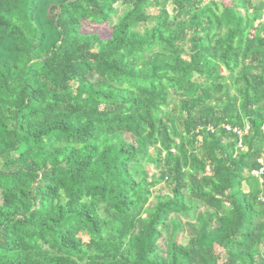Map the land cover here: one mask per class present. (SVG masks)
Here are the masks:
<instances>
[{
  "label": "trees",
  "instance_id": "1",
  "mask_svg": "<svg viewBox=\"0 0 264 264\" xmlns=\"http://www.w3.org/2000/svg\"><path fill=\"white\" fill-rule=\"evenodd\" d=\"M263 127L264 0H0V264H264Z\"/></svg>",
  "mask_w": 264,
  "mask_h": 264
},
{
  "label": "rangeland",
  "instance_id": "2",
  "mask_svg": "<svg viewBox=\"0 0 264 264\" xmlns=\"http://www.w3.org/2000/svg\"><path fill=\"white\" fill-rule=\"evenodd\" d=\"M221 1L224 5L226 6H231L234 4V0H219ZM131 7L129 4H124V3H118L115 5V14L112 17V20L108 24H93L88 21H84L82 23V31L84 33H96L98 34L101 38H108L111 35L112 31V26L117 22L118 19L122 17V15L128 10V8ZM170 11H173L174 8L170 7ZM150 14L155 15L157 14V9L152 8L150 9ZM151 25V24H149ZM187 45V43H185ZM190 45V44H189ZM157 147H153L151 150L156 151ZM148 170V177L149 179H152L153 176H156L158 174V170L155 166L154 163H149L147 166ZM255 176L257 175L258 177L260 176L257 174V171L253 172ZM262 181V178H260ZM245 189L249 190V186L245 184ZM155 192L157 193H166L169 192V189L166 186H163V184H158L154 187ZM155 201V196L152 195L150 197V202ZM195 213L191 210L186 213L182 214H177V213H172L168 219H167V224L165 231L162 234V237L159 240V247L162 250V252H165L172 240H175L179 243H185L187 242L188 239V232L186 230L185 226V221L187 220H194ZM81 238L83 239L84 242L88 241L87 236L85 233L81 232L80 233ZM256 251H262L264 249V245H258L256 246ZM217 252H219L221 255V259H224V251L221 249L219 246L216 248ZM164 254V253H163Z\"/></svg>",
  "mask_w": 264,
  "mask_h": 264
},
{
  "label": "built area",
  "instance_id": "3",
  "mask_svg": "<svg viewBox=\"0 0 264 264\" xmlns=\"http://www.w3.org/2000/svg\"><path fill=\"white\" fill-rule=\"evenodd\" d=\"M225 127L228 130H233V131L237 132L241 136V139L245 133H248L250 131V128H251L249 124H247L244 129H240L237 127H231L230 125H225ZM263 129H264V127H263ZM239 146H242L241 141L239 143ZM259 161L263 163V167L259 171H257V174L261 175L264 172V155L259 159Z\"/></svg>",
  "mask_w": 264,
  "mask_h": 264
}]
</instances>
